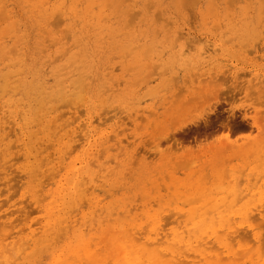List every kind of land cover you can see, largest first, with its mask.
<instances>
[{"label": "rangeland", "instance_id": "obj_1", "mask_svg": "<svg viewBox=\"0 0 264 264\" xmlns=\"http://www.w3.org/2000/svg\"><path fill=\"white\" fill-rule=\"evenodd\" d=\"M263 2L0 0V264H264Z\"/></svg>", "mask_w": 264, "mask_h": 264}, {"label": "bare ground", "instance_id": "obj_2", "mask_svg": "<svg viewBox=\"0 0 264 264\" xmlns=\"http://www.w3.org/2000/svg\"><path fill=\"white\" fill-rule=\"evenodd\" d=\"M193 1H194V0H193ZM250 1H251V0H250ZM259 1H262V0H259ZM190 3H191V2H190ZM234 3H235V2H234ZM232 4H233V3H232ZM235 4H236V3H235ZM262 4H264V2H263ZM263 7H264V6L262 5V9H263ZM102 9H103V8H102ZM248 9H249V8H248ZM104 10H105V9H104ZM263 11H264V10H263ZM88 12H89V11H88ZM5 85H6V84H5ZM63 94H64V93H63ZM232 96H233V95H232ZM190 99H191V98H190ZM192 99H193V98H192ZM192 99H191V100H192ZM217 99H218V97H217ZM193 100L196 101V99H193ZM197 100H198V98H197ZM207 100H208V99H207ZM215 100H216V99H215ZM190 102H191V101H189L188 103L190 104ZM192 102H193V101H192ZM179 103H180V102H179ZM188 103H187V105H189ZM202 103H203V102H202ZM206 103H207V102H206ZM208 103H209V102H208ZM184 104H185V103H184ZM184 104H183V107H184ZM185 105H186V104H185ZM183 107H182V108H183ZM217 116H219V115L217 114ZM219 119H220V118H219ZM223 122H224V120H223ZM218 123H219V121H218ZM235 126H236V124H235ZM198 127H199V126H198ZM200 128H201V127H200ZM229 128H230V126H229ZM207 129H208V128H207ZM219 129H220V128H219ZM222 129H223V128H222ZM224 129H225V128H224ZM204 130H206V129H204ZM210 130H211V129H210ZM225 130H226V129H225ZM188 131H189V130H188ZM194 131H195V130H194ZM197 132H198V131H197ZM201 132H203V131H201ZM201 132H200V135H201ZM205 132H206V131H205ZM240 132H242V131H240ZM179 134H180V133H179ZM185 134H186V133H185ZM191 134H192V133H191ZM198 134H199V132H198ZM208 134H209V132H208ZM232 134H233V133H232ZM175 135H176V134H175ZM191 136H193V135H190V137H191ZM173 137H174V136H173ZM185 137H186V136H185ZM187 137H188V136H187ZM199 137H201V136H199ZM183 138H184V137H183ZM188 138H189V137H188ZM197 138H198V137H197ZM173 139H174V138H173ZM184 140H185V139H184ZM183 143H184V141H183ZM173 145H175V143H174ZM174 148H175V147H174ZM90 165H91V164H90ZM77 178H78V176H77ZM204 220H207V218H205ZM250 220H251V219H250ZM251 221L254 222L253 220H251ZM111 222H112V221H111ZM231 222H232V221H231ZM246 222H247V221H246ZM180 223H181V222H180ZM255 223H256V222H255ZM167 224H168V223H167ZM173 224H174V223H173ZM95 225H96V224H95ZM232 225H233V224H232ZM253 225H255V224H253ZM165 226H166V225L163 226L164 230H165ZM233 226H234V225H233ZM245 226H246V225H245ZM255 226H257V225H255ZM148 227H149V225H148ZM148 227H147V228H148ZM115 228H116V227H115ZM125 228H126V226H125ZM147 228H146V229H147ZM179 228H180V226H179ZM244 228H245V227H244ZM256 228H257V227H256ZM256 228L254 227L255 230H257ZM119 229L121 230V229H122V226H121ZM239 229H240V228H239ZM239 229H238V232L241 230V229H240V230H239ZM82 230H83V229H82ZM144 230H145V228H144ZM83 231H84V230H83ZM86 231H87V230H86ZM121 231H122V230H121ZM136 231H137V230H136ZM145 231H146V230H145ZM165 231H166V230H165ZM235 231L237 232L236 229H235ZM243 231H245V230H241V232H243ZM110 232H112L111 229H110ZM122 232H123V231H122ZM204 232H205V231H204ZM238 232H237V233H238ZM241 232H239V233H241ZM234 233H235V232H234ZM247 233H248V232H246V234H244V235H243V234H238V236L235 235L234 238L231 237V238H232V241H233V244H232V242H231L230 245L232 244V245L235 247V245H234V239H236V237H237V238L239 237V240H242V239H243V240L241 241L242 243H243L244 241H247V240L249 239V238H248L249 235H247ZM86 234H87V232H86ZM142 234H145V232H144V233H141V235H142ZM217 234H220V233H217ZM229 234H230V233H229ZM232 234H233V233L231 232V235H232ZM235 234H236V233H235ZM248 234H250V233H248ZM161 235H162V234H161ZM221 235H224L223 232H222ZM242 235H243V236L246 235V237H243V238H242ZM226 236H227V235H226ZM123 237H124V236H123ZM229 237H230V236H229ZM250 237H251V236H250ZM8 238H9V237H8ZM8 238H7V239H8ZM93 238H95V237H93ZM93 238H92V239H93ZM227 238H228V237H227ZM244 238H246V239H244ZM114 239H116V238H114ZM117 239H118V238H117ZM120 239H121V238H120ZM133 239L136 240L137 238L133 237ZM162 239H163V238H162ZM162 239H161V240H162ZM202 239H203V238H202ZM205 239H206V238H205ZM213 239H214V238H213ZM5 240H6V239H5ZM96 240H97V239H96ZM140 240H141V239H140ZM140 240L138 241V239H137L136 241H137V242H140ZM159 240H160V239H159ZM203 240H204V239H203ZM228 240H229V238H228ZM109 242H111V241H109ZM109 242H108V243H109ZM158 242H159V241H158ZM158 242H157V243H158ZM193 242H194V241H193ZM250 242H252V241L249 240L248 243L251 244ZM122 243H123V242H122ZM157 243H156V244H157ZM209 243H210V244H209ZM209 243H207V244L211 245V242H209ZM160 244H161V242L159 243V245H160ZM163 244H164V243H163ZM199 244H201V243H199ZM199 244H198V245H199ZM252 244H254V243H252ZM252 244H251V245H252ZM105 245H106V244H105ZM147 245H149V244H147ZM153 245H154V244H153ZM153 245H150V246H153ZM214 245H215V244H214ZM230 245H229V247H231ZM199 246H200V245H199ZM202 246H204V245H202ZM103 247H104V246H103ZM105 247H106V246H105ZM107 247H109V246H107ZM111 247H112V246H111ZM127 247H130V245H127ZM187 247H188V246H187ZM234 247H233V248H234ZM113 248H114V247H113ZM205 248H206V247H205ZM216 248H217L216 246H213V248H211V251H213V250H214V251H215V250L218 251V249H216ZM251 248H252V249H251ZM251 248H250V250L248 249L249 252H250V251H253L254 245H253V247H251ZM129 249H130V248H129ZM209 249H210V247H209ZM98 250H99V249H98ZM219 251L222 253L221 249H219ZM219 251H218V252H219ZM241 251H242V250H241ZM241 251H239V254H237L238 256H241V254H242ZM245 251H246V250H245ZM102 252H103V251H102ZM215 252H216V251H215ZM224 252H225V250H224ZM249 252H246L245 254L248 256V254H250ZM240 253H241V254H240ZM251 253H252V252H251ZM132 254H134V253H131V255H132ZM183 254H184V253H183ZM161 255L163 256V254H161ZM219 255H220V253H219ZM252 255H253V254H252ZM167 256H169V255H166V256L164 255L163 257H167ZM176 256H177V254H176ZM185 256H187V255H185ZM242 256H243V254H242ZM242 256H241V258H242ZM244 256H245V255H244ZM249 256H250V255H249ZM129 257H130V255H125V256H123V259H121V261H122L121 264H127V263H129V261H127V258L129 259ZM132 257H134V256H132ZM180 257H181V256H180ZM189 257L193 258L194 256H193V255H190ZM196 257H197V256H196ZM196 257H194V258H196ZM220 257H222V256H220ZM220 257H219V259H220ZM245 257H246V256H245ZM252 257H254V255L251 256V258H252ZM141 258H142V257H141ZM141 258L138 257V256H136V261H135L134 264H144ZM230 258H231V257H230ZM230 258H229V259H230ZM133 259H135V258H133ZM197 259H198V258H197ZM254 259H255V258H254ZM254 259L252 258V260H254ZM220 260H227V259H223V258H222V259H220ZM239 260H240V259H239ZM239 260L237 259V261H239ZM172 262H173V263H176V264H181L182 261H179V260L176 259V257H173ZM194 263H195V262H194ZM196 263H197V262H196ZM182 264H188V263H185V262L183 263V262H182Z\"/></svg>", "mask_w": 264, "mask_h": 264}]
</instances>
